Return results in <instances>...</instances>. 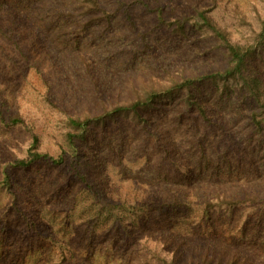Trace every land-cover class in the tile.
Returning <instances> with one entry per match:
<instances>
[{"label":"rangeland","instance_id":"obj_1","mask_svg":"<svg viewBox=\"0 0 264 264\" xmlns=\"http://www.w3.org/2000/svg\"><path fill=\"white\" fill-rule=\"evenodd\" d=\"M99 2L116 11L111 20L84 30L83 22L96 15L84 18L78 9L76 17L53 24L51 48L77 65L68 83L44 65L45 77L27 70V80L2 88L0 71L5 116L28 117L40 152L56 161L9 170L17 205L42 237L24 238L26 218L0 187V264H230L236 256L240 263L264 264V124L259 130L253 118L258 113L264 121V109L242 82L202 81L189 95L175 93L139 109V117L93 122L74 147L66 127L70 116L100 114L103 102L129 105L143 84L163 90L224 71L229 57L219 40L199 27L180 34L176 23L207 9L233 43L250 47L263 29L264 0ZM252 68L264 101L261 54ZM45 81L53 84L49 95ZM188 96L206 108L209 120ZM30 142L24 128L0 123V182L6 164L28 158ZM247 195L259 201L221 203Z\"/></svg>","mask_w":264,"mask_h":264},{"label":"trees","instance_id":"obj_2","mask_svg":"<svg viewBox=\"0 0 264 264\" xmlns=\"http://www.w3.org/2000/svg\"><path fill=\"white\" fill-rule=\"evenodd\" d=\"M213 1V0H212ZM122 7V6H121ZM80 9L83 17L87 15H96L90 21L83 22L82 29H88L92 23L106 19L111 20L115 15V12H109L99 0H0V71L2 78V88L7 85L8 82L17 83L21 80H27L25 77L31 70L34 74H38L42 78L46 75L43 66H49V68L55 69L56 73L63 77L67 83V76L73 75L71 71L77 70V65L73 61L68 62L60 54L59 51L52 49L50 42L53 38V24L58 23L62 18H74L76 17V11ZM128 12V10H126ZM80 12V13H81ZM129 14V12H128ZM126 13V15L128 16ZM99 16V17H98ZM79 18L77 17L76 20ZM191 23V25H190ZM177 32L185 35L187 27L191 28L199 27L208 31L210 35L215 36L226 54L228 55V65L224 71H218L210 75L192 76L183 79L181 82H174L171 86L158 90L151 83L150 85L143 84L142 90H136V99L130 102L129 105H111L102 104V112L95 116H87L84 118L72 117L69 118L66 123V127L73 131H67V138L74 147L76 136H83L90 124L93 122H99L102 119L114 115H124L133 113L136 117H139V109L146 108L154 105L157 101H160L166 97L172 96L175 93H181L183 91L188 92V95L192 92V89L202 81H216L218 78H223L226 81L233 79L238 83L243 84L246 91L256 100L257 104L264 109V101L261 98L259 91V84L261 82L257 73L251 71L253 60L256 55H262L264 57V22L263 29L255 41V44L250 47L240 46L235 44L231 40L230 33L221 28L218 22L211 17L209 10L203 9L197 12L196 16H185L182 21L176 23ZM54 43V42H53ZM83 62L87 66V73L90 75L93 70L90 68L88 62L83 59ZM5 64H8L6 69ZM14 74V77L10 75ZM6 79V80H5ZM92 80L94 89L99 92L101 89L98 80H94L90 75V81ZM15 82V83H16ZM49 93L53 91V84L45 81ZM19 86L21 84H18ZM70 85V84H69ZM16 88V84H14ZM145 94V95H144ZM144 95V96H143ZM21 94L16 93V99L21 100ZM48 99V98H47ZM50 101V100H48ZM187 101L190 105L195 106L204 120H209L206 108L199 102L192 101L190 96L187 97ZM5 95L0 92V123L8 126H19L26 130L30 137V146L28 149V158L15 161L13 164H6L3 169V179L0 182V187L6 188L7 191L13 197V207L17 209L27 221V231H25L24 238H31L34 236H40V230L34 222L31 221L30 215L24 210L19 209L17 205L18 195L14 191L15 179L10 175L9 170L20 168L26 169L31 164L38 161H49L56 163L55 160L49 156L40 152L41 139L36 132V127L21 113L11 114L5 116L6 107ZM11 110V108H8ZM256 126L259 130H262L264 121L257 120L258 113L253 115ZM75 131V132H74ZM64 155H68V151L63 152ZM70 152V154H72ZM64 155L61 158H64ZM85 186H89V183L84 180ZM91 187V186H90ZM88 188V187H87ZM90 190V188H88ZM259 201L256 195H247L245 199L236 198V200H223L221 202L229 207H235L238 205L250 203L255 204ZM107 207H110L106 205ZM17 212L20 216V213ZM32 239V238H31ZM230 264H247L240 263L236 257H232Z\"/></svg>","mask_w":264,"mask_h":264}]
</instances>
